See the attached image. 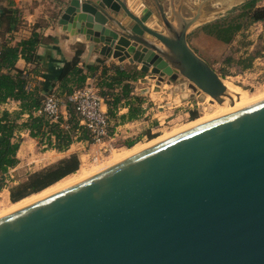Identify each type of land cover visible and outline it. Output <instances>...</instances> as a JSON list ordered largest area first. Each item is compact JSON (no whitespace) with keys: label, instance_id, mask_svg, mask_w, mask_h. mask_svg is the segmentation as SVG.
I'll return each mask as SVG.
<instances>
[{"label":"water","instance_id":"95a60500","mask_svg":"<svg viewBox=\"0 0 264 264\" xmlns=\"http://www.w3.org/2000/svg\"><path fill=\"white\" fill-rule=\"evenodd\" d=\"M148 2L68 0L58 23L157 85L180 76L194 95L232 101L187 40L202 4L184 17ZM0 264H264V99L0 217Z\"/></svg>","mask_w":264,"mask_h":264},{"label":"trees","instance_id":"16d2710c","mask_svg":"<svg viewBox=\"0 0 264 264\" xmlns=\"http://www.w3.org/2000/svg\"><path fill=\"white\" fill-rule=\"evenodd\" d=\"M261 0H245L241 5L232 8L227 14L213 22L202 26L203 32L218 41L221 44L228 45L232 42L235 35L244 28L254 24L264 22V5L257 6ZM236 13L235 16H232ZM6 14V12H5ZM5 19H12V16H7ZM43 38L38 34L33 33L31 37L21 42L17 47L4 48L0 52V104L7 99H15L20 101L21 111L28 114V119L25 123L18 125L15 118H11L10 114L4 112L0 116V173L6 174L9 169L15 167L18 163L17 151L19 144L13 142L14 134L21 129H26L33 138L44 140L48 147L62 152L69 148L73 142L74 115L67 121L68 128L61 129L58 124H48L41 118L34 117L31 112L39 107L41 96L39 94L27 93L25 87L27 85L26 78L23 79L22 71L15 68L16 61L20 58L25 62L35 65L36 49L41 44ZM82 53L78 49L75 58L64 64L57 81L52 85L41 89L43 95H46L51 89L56 88V94L61 99L66 101L67 97L74 89L81 88L87 79V74L84 70L78 67L79 57ZM99 64H102L100 61ZM100 65L87 66L85 69L91 75L98 72ZM100 74L98 75V87L101 89V95L105 99L107 113L111 118H115L119 124L132 122L141 115L142 98H135L133 103L128 104V113L118 116V108L121 107L123 100L128 101L131 88L129 82L135 81L142 76L137 70H122L113 68V74L107 75L108 69L101 66ZM125 104V103H124ZM127 105V104H126ZM67 109L72 108L66 102ZM73 114V113H72ZM191 114V118L194 117ZM118 124V123H117ZM82 135L79 140H87V131L82 129ZM54 137L55 143L51 142L50 137ZM127 147H131L133 142H126ZM79 168V160L76 156H71L57 164L46 168L40 172L33 174L22 186L9 189V198L15 203L31 194L38 193L54 183L60 181L64 177L74 174Z\"/></svg>","mask_w":264,"mask_h":264},{"label":"rangeland","instance_id":"374dc122","mask_svg":"<svg viewBox=\"0 0 264 264\" xmlns=\"http://www.w3.org/2000/svg\"><path fill=\"white\" fill-rule=\"evenodd\" d=\"M144 1L146 2V7L151 6L148 0ZM163 3H165V8L168 13H170V7L166 4L168 2L163 0ZM258 4L262 6V0ZM132 8L135 12H138L137 9H134L133 5ZM228 11H230V9L223 11L216 19H209V22H213L225 16ZM185 13L190 15L188 6L185 9L183 8V14ZM235 15L236 13L232 16ZM203 25H205V22L198 23L190 30V43L193 48L205 56L211 67L218 73L223 83L230 85L238 92L246 93L248 99L250 98L249 100H252L253 103L262 100L264 98V24L262 27L257 26L258 28L250 25L239 31L230 44L224 45L219 43V46H216L214 42L207 38L199 39L200 33L205 34L202 30ZM131 70L136 69L132 68ZM139 72L142 73L141 71ZM167 81H170V83H167L164 91L158 93L151 92L145 97L147 100L150 96L152 98V101L147 103V107L149 108L148 112H150L147 116L149 117L148 122L143 125H133L128 132V136L130 137L119 142L117 148H114V150L106 153L96 161L92 159V156L98 155V147L89 146L88 148L85 147L77 151L75 150V154L70 155V157L76 156L79 160V168L74 174L64 177L38 193L31 194L13 203L9 198L7 190L22 186L33 174L51 167H40L44 162L40 153L46 150L47 147L42 148L39 146L35 149L34 155L37 158H33L32 160H30L31 154L29 153L28 159L32 161V163L25 166L20 171L13 173L12 178H8L7 190L3 191L0 195V215H6V213H10L19 207L25 206L29 202L39 199L41 196L61 190V188L63 189L74 182L76 183L84 178H88L106 169L108 166L110 167L116 154H124L128 152L129 149L135 147L141 148L145 146L148 147L152 144L154 145V143L157 144L159 140L188 126L190 122L210 116L215 112L216 106H219L216 102L211 103L212 99L203 93L194 95L188 88V82L180 76L174 80L166 79L165 82ZM98 82L99 79L97 77L95 83L98 85ZM53 91L56 93V88L51 89L50 92ZM61 100L64 101L63 98ZM69 109H71L70 112L74 114L72 108ZM192 113L195 114L194 119L191 118ZM74 120L76 121L75 115ZM110 120L113 125L119 123L115 118L110 117ZM82 131L83 130L79 128V133L73 135L72 144H81V142L85 141L78 139V137L82 135ZM126 142H133V145L127 147L125 145ZM85 154L88 156H81Z\"/></svg>","mask_w":264,"mask_h":264},{"label":"crops","instance_id":"0c3cea01","mask_svg":"<svg viewBox=\"0 0 264 264\" xmlns=\"http://www.w3.org/2000/svg\"><path fill=\"white\" fill-rule=\"evenodd\" d=\"M166 4L171 2L174 8L181 7V13L184 17H191L198 9L200 4H202V15L199 23L205 22V24L210 23L209 19L217 18L223 11L231 10L232 8L241 5L245 0H165ZM68 0H0V52L7 47L15 48L21 42L29 39L33 33L38 34L43 41L37 46L36 49V63L32 65L25 62L23 59H18L15 63V68L22 71L23 79L26 78L27 85L25 90L30 94H39L41 99L44 95L41 89L52 85L57 81L59 74L64 66V64L71 62L75 58L76 51L78 49L82 50L79 57L78 67L82 68L87 74L86 82L95 81L100 74L101 66H105L108 69L107 75L113 74V68H120L122 70H131L132 68L140 71V64L130 65L127 61L119 63L114 59H102L99 58L94 51H87L86 42L81 41L78 37H71L67 32H64L58 23L59 16L62 14L64 7L66 6ZM260 2V1H259ZM142 4H146L144 0H128V6L132 12H135L132 8L137 9V11L142 8ZM165 4V3H163ZM262 5H264V0H262ZM165 6V5H164ZM189 7L190 15L186 13L183 14V8ZM257 6H260L257 4ZM145 8H151V6ZM208 10V11H207ZM141 11V10H140ZM6 12V14H5ZM140 13V12H139ZM137 14V13H136ZM7 16H12V19H5ZM208 20V21H207ZM207 21V22H206ZM264 23H254L252 24L255 28L261 26ZM190 35L188 34V43L190 47L206 62L209 61L205 58L201 52L196 51L190 43ZM207 38L219 46V42L212 37L200 33L199 39ZM100 61L102 64H99ZM210 64V63H209ZM99 66V71L94 75H91L86 71L87 66ZM211 66V65H210ZM213 68V67H212ZM150 78V73L143 74V76L137 78L135 81L129 82L131 92L128 101L122 102L123 105L118 108L117 114L126 115L128 113V104L133 103L136 96L139 95V89L141 88V83L144 78ZM25 80V79H24ZM85 82V83H86ZM151 82H153L151 80ZM143 97V96H142ZM139 97V98H142ZM143 103L141 105V115L133 120L134 125H143L148 122L150 113L147 103L152 101V98L147 100L142 98ZM42 101V100H41ZM125 103V104H124ZM127 104V105H126ZM129 104V105H130ZM21 102L15 99H7L4 103L0 104V116L7 112L10 114L11 118L16 119V123L21 125L25 123L28 119V114L21 111ZM104 110L107 111L106 105ZM63 119L69 117L71 118L72 112L65 107L62 111ZM26 117V118H25ZM75 121V120H74ZM76 125L73 134L79 133V128H81L77 121L73 122ZM68 125V122H67ZM82 129V128H81ZM77 132V133H76ZM51 142L54 144V137H50ZM14 143L19 144V149L17 151L18 163L15 167L10 169L11 173H16L20 171L25 166L32 163L33 158H37L34 155V150L39 146L46 148L42 153H40L43 164L41 168H46L57 164L58 162L65 160L70 157V155L75 154V150L88 148L89 146L85 143L72 144L70 148L66 151L58 152L51 147H48L44 140L38 138H33L30 136L29 131L26 129H21L14 134ZM80 147V148H79ZM93 147V146H92ZM31 154L30 160L28 159V154ZM81 156H88L87 154ZM79 157V156H78ZM81 161V159H80ZM9 193V190H7Z\"/></svg>","mask_w":264,"mask_h":264},{"label":"built area","instance_id":"2783aa9c","mask_svg":"<svg viewBox=\"0 0 264 264\" xmlns=\"http://www.w3.org/2000/svg\"><path fill=\"white\" fill-rule=\"evenodd\" d=\"M151 80L153 82H151ZM167 82L157 85V80L150 77L144 78L136 97H146L151 92H162ZM142 97V98H143ZM70 104L79 126L87 131L88 139L81 142L88 146L98 147V155L92 156L94 161L119 146V142L129 138L128 132L134 122L113 125L107 111L104 110L105 99L101 95V89L95 81L86 82L81 88L74 89L66 101L53 91L44 95L39 107L32 110L34 117L41 118L48 124H58L61 129H67L69 117L63 119L62 108ZM10 169L6 174L0 173V195L7 190L8 178H12Z\"/></svg>","mask_w":264,"mask_h":264},{"label":"bare ground","instance_id":"6f19581e","mask_svg":"<svg viewBox=\"0 0 264 264\" xmlns=\"http://www.w3.org/2000/svg\"><path fill=\"white\" fill-rule=\"evenodd\" d=\"M224 85H225V87L228 89V91H230L231 93H232V95H233V100L232 101H230V100H227L225 103H223L222 105H219V106H216V108H215V112H213V114H211L210 116H206L205 118H203V119H197V120H195L194 122H190L189 124H188V126H186V127H184V128H182V129H180V130H178V131H175V132H173V133H171L169 136H167V137H164L163 139L164 140H166L165 138H167L168 139V137H172V136H174V135H176V134H178V133H180V132H183V131H185V130H188V129H190V128H193V127H195V126H198V125H201V124H203V123H205V122H207V121H209V120H211V119H214V118H216V117H218V116H221V115H224V114H227V113H230V112H232V111H235V110H237V109H240V108H243V107H245V106H248V105H250V104H253V102H252V100H249L248 99V97H247V94L246 93H244V92H238L236 89H234V88H232L230 85H227V84H225L224 83ZM209 97V96H208ZM210 98V97H209ZM263 98V97H262ZM259 99H261V98H259ZM264 99V98H263ZM254 101V100H253ZM260 101V100H259ZM257 102V101H256ZM211 103H213V101L211 102ZM255 103V102H254ZM222 106V107H221ZM163 139H161L162 141H164ZM161 140H159V143L160 142H162ZM153 143V142H152ZM151 143V144H152ZM158 144V143H157ZM149 145H150V143H149ZM154 145H156L155 143H154ZM153 144L152 145H150V146H148V147H135V148H131V149H129V151L128 152H126V153H124V154H116L115 156H114V161H113V163L110 165V166H112V165H115V164H117V163H119V162H121L122 160H125V159H127V158H129V157H131V156H133V155H135V154H137V153H139V152H141V151H143V150H145V149H147V148H149V147H151V146H154ZM144 148V149H143ZM109 167V166H108ZM108 167H106V168H108ZM84 179H86V178H84ZM84 179H82V180H84ZM82 180H80V181H82ZM77 181V180H76ZM79 182V181H78ZM77 183V182H76ZM72 184H75V182L74 183H72ZM72 184H70V185H72ZM70 185H68V186H70ZM68 186H66V187H68ZM65 187V188H66ZM64 189V188H63ZM61 190H62V188H61ZM58 191H60V190H58ZM58 191H56V192H58ZM51 192V191H50ZM53 193H55V192H53ZM53 193H48V195H44V196H41L39 199H41V198H44V197H46V196H49V195H51V194H53ZM39 199H35V201H37V200H39ZM28 201V200H27ZM35 201H31V202H29L28 204H30V203H32V202H35ZM27 203V202H26ZM27 204V205H28ZM26 206V205H25ZM22 207H24V206H22ZM22 207H19V208H17V209H15V210H13V211H16V210H18V209H20V208H22ZM13 211H11V212H13ZM7 212V211H6ZM6 214H8V213H6ZM5 215V214H4ZM4 215H2V216H4ZM1 215H0V217H2Z\"/></svg>","mask_w":264,"mask_h":264}]
</instances>
